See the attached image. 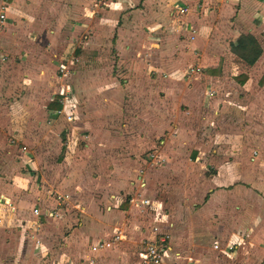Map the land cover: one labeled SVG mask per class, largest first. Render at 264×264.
Returning a JSON list of instances; mask_svg holds the SVG:
<instances>
[{"label":"crops","instance_id":"1","mask_svg":"<svg viewBox=\"0 0 264 264\" xmlns=\"http://www.w3.org/2000/svg\"><path fill=\"white\" fill-rule=\"evenodd\" d=\"M3 8L0 264H142L146 244L165 236V264H264V155L248 158L244 150L236 168L229 159L218 164L191 125L197 113L216 124L230 110L228 97L245 98L263 68L264 0H0ZM83 34L92 36L82 41ZM62 43L73 54L79 48L81 59L111 48L128 69L122 78L88 71L112 88L91 92L88 123L81 113L90 93L70 80L57 85V63L68 67ZM132 98L141 113L131 111ZM48 116L69 124L62 183L40 145L54 139ZM83 126L93 132L82 134L78 149ZM191 148L188 168L183 152ZM148 151L177 179L172 215L150 195L151 174L142 170ZM212 164L218 172L207 178ZM90 170L100 176L85 184ZM145 199L143 211L137 203Z\"/></svg>","mask_w":264,"mask_h":264},{"label":"rangeland","instance_id":"2","mask_svg":"<svg viewBox=\"0 0 264 264\" xmlns=\"http://www.w3.org/2000/svg\"><path fill=\"white\" fill-rule=\"evenodd\" d=\"M91 36L92 35L89 36V34H83L81 40L86 41V39ZM62 40L63 39L60 38L59 41L62 42ZM64 47L65 43L59 44L58 50L61 52V54H63V52L65 54H68V58L65 59V63H67L66 65L72 71V75L69 78H65L59 75L60 81L57 82V85H59L60 87L61 84L63 85L69 83L68 81L70 80V84L74 83V87L76 86L79 88V90L83 89L87 91V93H90L82 102L83 104L81 113V118L84 117L85 123H88L90 120H92L93 107L95 105L94 97L91 98V92L101 93V91L104 89H112L110 88V85L99 87L96 81L97 76H100L103 72L109 73V75H113L114 77L122 78L125 76L128 69L124 64L118 63L119 58L117 56V52H113V49L111 48H101L94 51L89 50L87 51V53L86 51H84L86 56L84 59H81L80 54L82 53H80L79 51L78 53H76L79 48H77L75 50V53L73 54V49H70L69 51L68 48L65 49ZM72 60L74 61L73 64H71ZM60 66L61 64L57 63V73L59 74ZM250 69L252 70L249 71V73H253V67H250ZM245 70L249 69L245 68ZM88 71H92L100 75H91L88 73ZM261 78H264V64L263 68H260L258 73H256V79L254 78L253 82H250L251 85L247 87L246 96L243 95L245 98H240L239 101V99L233 100V94L228 97V100L230 102V110L219 115V119L216 124L212 125L201 122L203 118L201 119L200 113H197L193 117H191V119H193L191 125L194 128V132L195 130L197 131L198 140L203 145V149L206 151L207 157L218 158V164H222V161L229 159V164L232 166L235 164L233 168H236L237 162L234 163L233 160L237 156L243 154L244 150L246 151V155L248 158L253 157L256 151L260 153L262 152V154L264 155V86L260 84L259 80H261ZM228 88L229 91H234L233 88ZM54 93H56V91ZM236 94L239 95L238 93ZM241 101L242 104H240ZM139 102L140 101L138 99L132 98L129 104L130 107L133 108V110H131L125 101L124 108L128 107L126 108L127 113H129L130 110L138 114L141 113V104ZM236 110L239 112H236ZM56 120L57 119H52L49 116L47 117L46 122L54 131V139L48 140L49 142L47 140H44L45 144L40 145L44 147V153L49 154L48 156H50L48 167L51 166L53 167V169L54 167L58 168V170H55V173H57V177L59 180H61L60 182L62 183L63 172L59 168V158L61 157L59 151H61L62 145L66 144L67 142L66 140H64L65 135H63V133L65 134V131L68 130L69 124L63 119H58V121ZM82 130L83 131H81V129L77 130L80 131V134L77 135L80 141L78 143V149H84L83 144L85 142H82V134H85L86 137H89L92 136L93 132L91 127L87 129L85 128V126H83ZM194 152L195 151H193V148H191V150H187V152H183V156L187 157L185 161H182V163L188 162V164L186 165L188 168L190 167L188 159H191V157L194 156ZM145 155L147 156L146 159L148 161L144 165L142 170L151 174V185L149 188L151 189L150 195L156 196L164 201L166 207H168L166 208L167 211H169L172 215L174 213L173 209L178 203L175 201H178V197L176 195L179 188H177L176 178L164 174L163 168H168V165H170V163L163 158H156L155 156L157 155V153L153 151H148ZM221 156L224 159L221 160ZM226 156L227 158H225ZM159 159H162L161 163L157 162ZM108 160L111 161L112 166L115 162H118L112 161L110 157H108ZM104 162L105 164L107 163L108 165H110L106 160ZM202 162L205 163V161ZM215 168L216 167L214 164L210 165L205 176L207 178L216 176L218 171L215 170ZM89 174L86 172L84 174L85 184L88 183V179L93 178V176H95V178H98L100 176L99 174L95 175V172H92L91 170ZM197 174H199V172H197ZM201 179L203 180L204 176ZM245 184H247V182H245ZM74 201L75 203H77L76 199H74Z\"/></svg>","mask_w":264,"mask_h":264},{"label":"built area","instance_id":"3","mask_svg":"<svg viewBox=\"0 0 264 264\" xmlns=\"http://www.w3.org/2000/svg\"><path fill=\"white\" fill-rule=\"evenodd\" d=\"M176 10L181 15H185L188 12V9H185L182 7H176ZM6 19H7L6 10H5V8H3L2 11L0 12V25L3 24L6 21ZM194 72H195V69H191V73H194ZM60 74H61V76L67 78V77H70L72 75V71L68 67L61 65L60 66ZM57 114L62 115V111H59ZM67 119L71 121V120H73V117L68 116ZM24 150H26V148H24ZM157 162L161 163L162 159H159ZM141 186L144 187L145 183L142 182ZM137 204H139V206H141L142 210L144 211V207L149 206L150 202H149V200L145 199V200L140 201ZM34 214L39 215L40 214L39 210L35 209ZM0 222H1V220H0ZM168 238L169 237L165 236V237L159 239L158 241H149L146 244L145 250L140 254L142 264H165V260H164L165 254H166L165 250L167 247V239ZM120 239H121V237L119 234L115 235V241H119ZM113 243H114L113 241L112 242H102V243H100L99 247H95L94 250H98V248L102 249L105 247L109 248L113 245Z\"/></svg>","mask_w":264,"mask_h":264},{"label":"trees","instance_id":"4","mask_svg":"<svg viewBox=\"0 0 264 264\" xmlns=\"http://www.w3.org/2000/svg\"><path fill=\"white\" fill-rule=\"evenodd\" d=\"M58 100H59V98L54 102V104H53L54 107L53 108L60 110L61 105L57 102Z\"/></svg>","mask_w":264,"mask_h":264}]
</instances>
